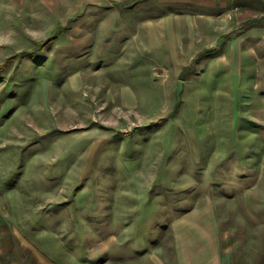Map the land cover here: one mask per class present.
Segmentation results:
<instances>
[{
  "label": "rangeland",
  "instance_id": "374dc122",
  "mask_svg": "<svg viewBox=\"0 0 264 264\" xmlns=\"http://www.w3.org/2000/svg\"><path fill=\"white\" fill-rule=\"evenodd\" d=\"M104 1L0 0V264H264L263 41L96 45Z\"/></svg>",
  "mask_w": 264,
  "mask_h": 264
},
{
  "label": "crops",
  "instance_id": "0c3cea01",
  "mask_svg": "<svg viewBox=\"0 0 264 264\" xmlns=\"http://www.w3.org/2000/svg\"><path fill=\"white\" fill-rule=\"evenodd\" d=\"M104 2L108 4H104L103 8L98 4L88 8L89 33L93 37L97 33L99 35L97 41L96 39L94 41L96 45L108 43L105 38L109 37L110 30L115 28H123L124 31L134 29L131 34L133 39L132 37L130 39L139 42L142 46L145 45L146 35L148 36L151 30H154L153 36H155L159 34L160 28L174 29L177 25L186 29H214L218 32L217 44L219 40L224 37L228 39V35L232 34L231 40H226L222 44V49L227 47L224 50H228L223 53L222 59L228 64L227 76L237 78L242 70L246 73L242 67L245 56L248 55L245 59L255 57L253 52L245 53L242 45L258 39L264 43V23H256L264 16V0H106ZM250 20H253V23L246 30L240 31V28ZM129 21L132 22L131 26L127 24Z\"/></svg>",
  "mask_w": 264,
  "mask_h": 264
},
{
  "label": "trees",
  "instance_id": "16d2710c",
  "mask_svg": "<svg viewBox=\"0 0 264 264\" xmlns=\"http://www.w3.org/2000/svg\"><path fill=\"white\" fill-rule=\"evenodd\" d=\"M251 23H253V20H250L249 22H246V23L242 26V28H240V31H242V30L248 28V27L251 25ZM228 37H232V34H229Z\"/></svg>",
  "mask_w": 264,
  "mask_h": 264
}]
</instances>
